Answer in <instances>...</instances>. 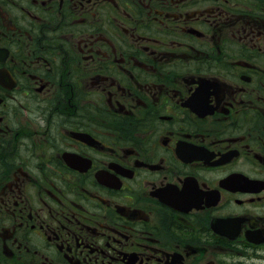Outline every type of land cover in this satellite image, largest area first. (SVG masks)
I'll use <instances>...</instances> for the list:
<instances>
[{
    "label": "flooded vegetation",
    "instance_id": "obj_1",
    "mask_svg": "<svg viewBox=\"0 0 264 264\" xmlns=\"http://www.w3.org/2000/svg\"><path fill=\"white\" fill-rule=\"evenodd\" d=\"M0 264H264V0H0Z\"/></svg>",
    "mask_w": 264,
    "mask_h": 264
}]
</instances>
